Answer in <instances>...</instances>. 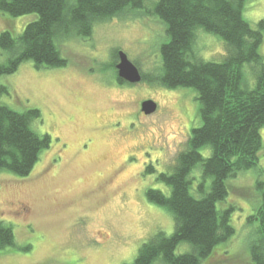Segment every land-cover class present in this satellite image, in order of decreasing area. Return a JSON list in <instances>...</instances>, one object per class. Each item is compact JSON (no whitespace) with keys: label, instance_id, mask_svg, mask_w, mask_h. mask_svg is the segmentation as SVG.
Instances as JSON below:
<instances>
[{"label":"rangeland","instance_id":"obj_1","mask_svg":"<svg viewBox=\"0 0 264 264\" xmlns=\"http://www.w3.org/2000/svg\"><path fill=\"white\" fill-rule=\"evenodd\" d=\"M155 1H147V12L96 23L87 38L61 41L64 67L37 69L25 61L0 76V103L20 112L39 109L33 128L51 138L28 175L0 171V220L15 236V246L0 251V264L131 263L150 236L172 233L171 215L145 193L165 189L158 174L172 170L191 129L200 126L196 91L146 80L123 85L113 65L122 50L143 74L156 75L167 37L165 24L149 13ZM243 16L256 28L264 0H246ZM35 18L0 12V33L18 34ZM223 45L214 34H198L205 60L220 61ZM259 53L264 60V31ZM5 59L0 49V61ZM146 99L157 103L148 115L140 110ZM261 135L257 166L227 182L222 207H234V234L202 264H252L247 218L264 191V127Z\"/></svg>","mask_w":264,"mask_h":264},{"label":"trees","instance_id":"obj_2","mask_svg":"<svg viewBox=\"0 0 264 264\" xmlns=\"http://www.w3.org/2000/svg\"><path fill=\"white\" fill-rule=\"evenodd\" d=\"M147 1L0 0V12L10 16L36 14L20 33H0V49L6 56L0 61V76L15 72L25 61L37 69L66 66L61 41L87 38L98 22L134 10L144 12ZM245 4L246 0L153 2L149 13L165 24L167 40L159 48L156 75L151 78L142 73V80L168 89H194L201 124L191 129L172 170L158 174L165 189L149 188L145 193L149 202L171 215L172 233L157 231L125 264H202L234 234V207H222L229 193L227 182L257 166L264 127V60L259 53L264 19L253 28L243 16ZM200 31L223 40L225 53L220 61L201 57ZM114 54L113 65L117 50ZM39 116V109L20 112L0 103V171L26 176L40 153L49 148L50 136L37 133L32 125ZM247 221L253 226L250 261L264 264L263 190ZM11 246H15L13 228L0 220V251Z\"/></svg>","mask_w":264,"mask_h":264},{"label":"water","instance_id":"obj_3","mask_svg":"<svg viewBox=\"0 0 264 264\" xmlns=\"http://www.w3.org/2000/svg\"><path fill=\"white\" fill-rule=\"evenodd\" d=\"M118 62L115 64L118 78L130 83L136 84L142 81V76L137 66L128 58L127 54L119 50L117 52ZM157 109V103L152 99L143 100L140 104V110L148 115Z\"/></svg>","mask_w":264,"mask_h":264},{"label":"flooded vegetation","instance_id":"obj_4","mask_svg":"<svg viewBox=\"0 0 264 264\" xmlns=\"http://www.w3.org/2000/svg\"><path fill=\"white\" fill-rule=\"evenodd\" d=\"M117 62H118V59H117ZM116 62V63H117ZM138 68V67H137ZM139 69V68H138ZM139 72H140V74H141V76H142V72L140 71V69H139ZM116 73H117V71H116ZM116 76H117V74H116ZM143 77V76H142ZM117 80H118V82L120 83V84H123V85H131L130 83H128V82H126V81H124V80H122V79H119L118 78V76H117ZM121 80V81H120ZM142 112V111H141Z\"/></svg>","mask_w":264,"mask_h":264}]
</instances>
